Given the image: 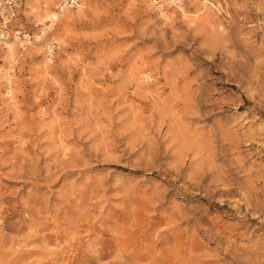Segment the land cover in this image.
<instances>
[{"label":"rangeland","instance_id":"obj_1","mask_svg":"<svg viewBox=\"0 0 264 264\" xmlns=\"http://www.w3.org/2000/svg\"><path fill=\"white\" fill-rule=\"evenodd\" d=\"M181 1L0 0V264H264V0Z\"/></svg>","mask_w":264,"mask_h":264},{"label":"bare ground","instance_id":"obj_2","mask_svg":"<svg viewBox=\"0 0 264 264\" xmlns=\"http://www.w3.org/2000/svg\"><path fill=\"white\" fill-rule=\"evenodd\" d=\"M151 2H152V4L153 5H155V4H158L159 5V8L164 12V6H163V3L165 4V6H168V7H170V6H176L177 8H179V10L182 12V14L184 15V17L185 18H189V16H188V13L185 11V9L182 7V5H181V0H163L161 3L160 2H157V0H151ZM65 7V6H64ZM81 7V6H80ZM166 10V9H165ZM207 10H210L209 9V7L207 6V5H204V7L202 8V9H200L198 12H197V15L194 17V19L195 20H203L202 19V15L201 14H203L205 11H207ZM37 11H39V10H36V14H38V12ZM80 11V10H79ZM167 12H164L163 14H162V16L165 18V20H167L168 19V16H167ZM207 14V13H206ZM35 16H37V15H35ZM38 22L42 25L43 23H45V25H46V28H44V29H42L41 30V34L40 35H37L36 36V40H35V42L34 43H38V42H40L41 40H42V38L45 36V34L48 32V31H50L51 30V27L53 26V24L56 22V21H58V19H59V15L57 14V13H53V12H51V13H49V12H47V11H44L43 13L41 12V13H39V15H38ZM171 19V18H170ZM18 34H19V32H18ZM3 37H6L5 35L3 36ZM4 39V38H3ZM22 39H24L26 42H28L30 39H31V37L29 36V35H24V37L23 38H21V41H23ZM18 38L16 39V41L18 42ZM8 42V41H7ZM20 42V41H19ZM18 42V43H19ZM8 44V43H7ZM7 47H8V52H9V56L11 57V59H12V61L14 62V57H15V53H16V51H15V48H14V46L12 45V44H10V45H7ZM49 51H51V46H50V48H49ZM17 58V57H16ZM49 61H51V60H49V59H47V62H49ZM4 78H6V76L4 77ZM9 78H6V80L8 81V83H11V81H9L8 80ZM140 88V87H139Z\"/></svg>","mask_w":264,"mask_h":264}]
</instances>
